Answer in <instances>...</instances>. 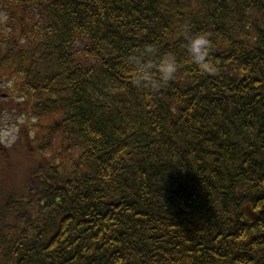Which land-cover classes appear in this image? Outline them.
Returning a JSON list of instances; mask_svg holds the SVG:
<instances>
[{"label": "trees", "instance_id": "16d2710c", "mask_svg": "<svg viewBox=\"0 0 264 264\" xmlns=\"http://www.w3.org/2000/svg\"><path fill=\"white\" fill-rule=\"evenodd\" d=\"M0 86V264H264V0H0Z\"/></svg>", "mask_w": 264, "mask_h": 264}, {"label": "clouds", "instance_id": "9594fccd", "mask_svg": "<svg viewBox=\"0 0 264 264\" xmlns=\"http://www.w3.org/2000/svg\"><path fill=\"white\" fill-rule=\"evenodd\" d=\"M210 39L208 34H197L188 38L186 45L191 62L195 64L202 72L212 70L210 62L206 60ZM156 49L152 45L145 46L144 55L151 56L156 53ZM131 62L136 65L133 83L138 87L157 88L161 83H167L174 79L178 71V63L175 55L168 53L159 58L158 63L149 61H141V59L133 57ZM153 70L159 73V80L154 79Z\"/></svg>", "mask_w": 264, "mask_h": 264}, {"label": "rangeland", "instance_id": "374dc122", "mask_svg": "<svg viewBox=\"0 0 264 264\" xmlns=\"http://www.w3.org/2000/svg\"><path fill=\"white\" fill-rule=\"evenodd\" d=\"M3 84H1L2 86ZM0 86V87H1ZM5 87H1L2 91H5ZM8 94V93H7ZM5 99V98H4ZM5 109L11 110V107ZM14 108V107H13ZM12 108V109H13ZM9 112L8 110L6 113ZM12 114V113H11ZM11 114H2L3 118L0 120V126L2 127V133L0 135V141L2 143V146L5 148H12L13 151L10 152V159L11 163H14L17 161V156L19 154L18 147L27 148L28 147V140L29 137H33L37 133H49L48 125L50 126L55 120L53 118L51 119H44L41 123L37 126L35 125V122H37L35 119L31 120V125L29 127V123H24L25 121L21 119H15V117L11 116ZM38 126H41L38 127ZM45 128V130H42ZM20 137V140L18 138ZM15 153V154H13ZM22 157L23 154H20Z\"/></svg>", "mask_w": 264, "mask_h": 264}]
</instances>
